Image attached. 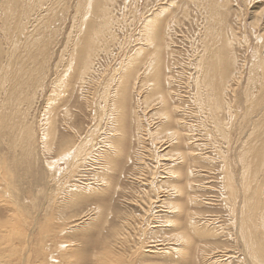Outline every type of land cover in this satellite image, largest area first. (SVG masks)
Instances as JSON below:
<instances>
[{"label":"rangeland","instance_id":"rangeland-1","mask_svg":"<svg viewBox=\"0 0 264 264\" xmlns=\"http://www.w3.org/2000/svg\"><path fill=\"white\" fill-rule=\"evenodd\" d=\"M156 1L114 0L110 6L114 37L103 41L98 51L96 50L97 53L95 52L93 70L83 74L80 67L82 65L77 62L70 71V53L74 49L73 43L79 34L83 17H90L86 14L89 5L86 10L84 8L89 0H0L2 65H6L9 57L6 54H11L10 46L15 50L16 62L30 73H39L36 70V67H40L38 62L47 61V68L40 73L41 76L45 75L40 85L36 88L32 86L25 92L29 96L28 102L21 103L19 112L12 110L14 115L10 125L5 121L0 125V244L19 253L18 248L26 243L24 252L29 253L25 255L29 259L27 264L47 261L50 264L52 256L59 262L54 264H69L66 256L63 257V252L72 257L74 264H245L242 260L246 254L245 243L241 241L239 229L237 230L238 206L243 199L239 194V183H242L239 176L243 172L240 155L241 152L244 155L247 148L251 150L255 144L258 147L261 136H264V37L263 40L258 39L264 29V0ZM215 2L219 7L217 12H211ZM167 8L168 12H163L161 17L158 34V41L163 48L160 53V92L169 103V112L176 106L180 107V113H173V117L175 120L177 117L184 118L191 132L188 128L185 133L178 130L187 138L185 144L175 148L170 144L153 142L152 138L138 145L134 137L137 126L134 111H138L140 106L136 103L137 97L133 89L134 77L135 72L142 73L140 78L145 80L149 58L151 55L155 58L158 54L151 48L145 52L146 56L139 59L131 73V79L129 78L123 111L126 112L124 135L121 137V146L117 147L119 153L115 155V144L111 143L112 138L109 137L117 135L112 131L113 125H116L114 118L119 117L117 108L113 105H117L116 89L120 77L116 72L136 59L140 50L138 47L147 48L146 22L153 14ZM213 14H216L215 17H212ZM261 14L262 24L251 27L250 23ZM94 18L90 19L92 23ZM206 18L212 21L216 18L213 21V27L216 28L213 38L222 32L227 39L232 40L233 34L236 37L232 52H235L237 58L236 72L241 75L237 74V82L232 81L230 84L233 86L230 87L232 93L229 94L233 122L229 121L226 114H221L220 120H225L227 116L226 122L229 123L225 130L222 127L224 131L218 130V124L215 125L216 121L211 119L208 123L205 122L206 126L203 125V117L207 115L197 114L195 111L198 108L190 105L189 99L196 88L195 68L201 58L200 54L203 56L205 50L201 41L205 37ZM211 59L209 57V62ZM120 75H123L121 71ZM191 77L193 80L190 81ZM152 79L155 80L149 77L147 83L137 80L140 82L138 88L145 87L139 92L138 98L142 100L141 110L149 116L148 131H155L160 124L159 117H153L158 109L156 96L153 100L154 95L147 93ZM9 86L5 85L6 90ZM0 92L1 106L6 94L3 90ZM148 95L152 96L151 99ZM146 97L154 101L151 106L153 109L143 104ZM190 107L192 110L189 115ZM198 111L200 112L199 109ZM194 113L198 118L193 116ZM29 126L31 129L27 130ZM49 126L50 132L55 136L50 133L53 139L49 142L51 145L54 143V146L52 145L53 150L51 148L46 151L44 136ZM206 127L207 132H210L208 136L205 133ZM213 128L217 130L213 131ZM28 133L31 135L26 138ZM87 138L90 139L85 147L88 156L83 153L81 157H75ZM187 150L194 151L199 160L187 159V164L183 165L181 160L178 161L181 162L180 166L178 164L179 168H176L180 173L179 183L170 177L168 179L166 173L171 168L169 166L177 162L172 154L174 151L185 153ZM66 154H70V158L65 162L61 159ZM249 154L245 153L246 159L251 157ZM208 160L210 165L206 163ZM189 166L196 171L195 178L187 177ZM171 169L173 171L175 167ZM228 176L233 177L236 181L235 189L237 188L235 190L233 187L236 193L231 200L225 194L230 192L225 188ZM189 182L193 183L195 190L187 188ZM174 187L176 190H173ZM6 190L14 193V199L11 196L3 197ZM192 201L195 202L190 203ZM174 204H178L179 209H175ZM232 207L236 213H232ZM190 220H197L201 226L199 228L214 229L218 237L204 238L201 243L191 239L188 255L182 260L179 253L175 254L173 250L180 248V244L175 243L177 237L173 238L172 235L182 233L193 238L192 229L188 225ZM169 221L174 222L175 226ZM73 224L79 225L70 230ZM177 225L181 227L178 230ZM32 229L33 238L22 242ZM262 234L263 230L258 231V240ZM43 238L44 242L41 240ZM154 241H158L157 247H152ZM39 245L45 249L44 255L37 252L41 248ZM57 245L63 246L62 252L57 249ZM29 246L33 250L27 249ZM17 257L14 256L16 261L21 259ZM15 260L11 258V261Z\"/></svg>","mask_w":264,"mask_h":264},{"label":"bare ground","instance_id":"bare-ground-1","mask_svg":"<svg viewBox=\"0 0 264 264\" xmlns=\"http://www.w3.org/2000/svg\"><path fill=\"white\" fill-rule=\"evenodd\" d=\"M14 1V0H13ZM18 0H15V2H17ZM113 1L114 0H89V2L87 4L84 5V8L85 10L87 9L86 6L89 5V8L87 9L86 11V14L89 15L90 17H83L84 21L81 22V26H80V30H79V34L77 36V38L75 39V42L73 43V46H74V49L71 51L70 53V63H71V67L69 69H71L70 71H72V66L74 67L75 63L77 62L80 63L82 66V72L83 74L90 72V70H93V59H94V56L95 54L97 53V49L100 48V46L102 45L103 41H107V39L109 38L110 40H112L114 37V35L112 34V30H113V23L112 22V17L113 16H110V6H112L113 4ZM159 1H162V0H157L156 2H159ZM220 2V1H219ZM160 3V2H159ZM219 4V3H218ZM224 5V4H223ZM227 5V4H225ZM82 7V6H81ZM219 7V5H217V3L215 2V4H213V6L211 7V12L212 11H215L217 12V8ZM222 7V6H221ZM220 9V8H219ZM164 11H161L160 13H156V14H153L152 18H150L145 26H146V36L147 37V48H140L138 47L140 50L138 51V54L136 55V59L135 60H132L130 65H126V67L123 65V69L121 70L122 67H120V69L116 72V75L119 74V79L117 80V84H118V87H117V99H116V104H113L115 105V108H117V116H118V113H119V117H116L114 119H116V125H113L114 127V130L112 132L114 133H117V135H114V137L110 135L109 138H112V144L114 143V148L115 150L113 151L115 155H117L119 153V150L117 149L118 146H121V141H122V136L124 135V121H125V114L126 112H123L124 109H125V100H126V96H127V93H128V85H129V78L131 77V73L134 71L133 69L135 68V66L138 64V61L140 58H142L144 55H145V52H147V50L149 51L151 48L152 49H155L158 54L155 55V58L153 57L154 55H151L150 58H149V63H147V67L145 68L146 69V73H145V77L144 78L145 80H143L142 78H140V76L142 75V73H137L135 72V76L134 77V93H135V96L138 98L140 97V94L139 92H141V90L143 91V88H145L144 86L140 87L139 88L137 87V85H139V81H142L144 83H147L149 82L148 78L149 77H152L154 78L155 80L152 79V84L147 93L149 92V94L151 95H154L153 97V100L155 99V96H156V99H155V102H157V105L158 106L157 108V112H154L153 113V117H159L160 119V124L158 125V128L155 130V131H152V129H150L148 131L147 129V124L149 122V119H148V115L146 112H143L141 110V105H142V100H140V98H136V103L137 105L140 104V106H138V111H134V114H135V118H136V123H137V126H135V129H136V134L134 135L135 139L137 140L138 142V145H142V142H144V140H147V139H154L153 142H160V143H165V144H170L171 146H173V148H175L176 146L178 145H182V144H185V138L187 137H184L182 136V134H180L179 131H183L185 133V129L188 128V125L187 123L184 121V118L182 117H177V119L175 120V118L173 117V113H180V107L179 106H176L173 108L172 112H169V109H167L168 107V102L166 101V98L164 95L161 94L160 92V71H161V50L163 48H161L162 46L160 45V41H158V34H159V30L161 29L160 25H161V17L162 15L164 14L163 12L166 13L167 10H169L168 8L167 9H162ZM171 11V10H170ZM168 12V11H167ZM210 12V14H211ZM221 13V12H220ZM264 14V12H262ZM152 14V13H151ZM216 15V14H215ZM215 15L213 14L212 17H215ZM223 16V12L221 14ZM259 15V14H258ZM92 17H95L94 19V22L92 23L91 22V18ZM261 18V19H260ZM216 19V18H215ZM214 19V20H215ZM213 20V21H214ZM212 19L209 20V18H206V25L204 26V30H205V27H206V32H205V37L204 39H202V46L204 47L205 50L204 51V54L202 56L201 55V58L199 59V61L197 62V65H196V68H195V74L196 75L194 77V85H195V93L193 92V95L190 96V105H194L196 106V109L198 108L200 110V112L198 111V109L195 111L197 114L198 113H201L202 116L203 115H207V116H204V121L202 118L201 121L202 124L204 125L205 122H209L211 120L213 121H216V124H218L217 126V129L221 131V129L224 130L226 129V127H228V118L227 116L229 117V121H232L231 120V117H232V113H231V105H230V101H229V94L232 93L231 91V87L230 84L232 81L234 82H237V79H235V77L237 76V74H240L241 73H237L236 70H237V58L235 56V52H232V47L233 46V40L235 39L236 41V37H235V34H233V38L232 40L231 39H227V37L224 36V33L222 32L221 35H219L218 37H214V32L216 28L213 27L214 23H213ZM216 21V20H215ZM262 14L261 16H256L255 17V21L252 22V24L250 23L251 27H254V26H259L262 24ZM220 23V22H219ZM179 24V23H178ZM264 24V22H263ZM255 28V27H254ZM258 28V27H257ZM262 30V28H261ZM219 34V33H218ZM170 35V34H169ZM263 37H264V29H263V34H261L258 39L259 41L262 39L263 40ZM29 38V37H28ZM160 40V39H159ZM240 41V40H239ZM241 43V42H239ZM142 44V43H141ZM257 44V43H256ZM111 46V45H110ZM104 47V46H103ZM142 47V46H141ZM11 50V54H6L9 55L8 59H6V65H2L3 63L1 62L0 63V91L3 90L5 91V99L4 101L2 102V105L0 106V125L2 124V122H7L8 125H10L12 123V120H13V112L12 110L14 109V111H20V108L21 107V103L23 102H28L29 100V96L25 93V92H28V88L32 87L33 88L35 87H38L37 85L39 83L42 82V80L44 79L45 75L41 76L40 73L42 74L45 70L46 67V60L44 61H39L38 64L40 65V67H36V70L39 72H35V73H30L28 72L27 70H25V68L21 67L16 61V53H15V50L13 48V46H10ZM209 48V49H208ZM207 49L209 51H207ZM213 51H212V50ZM215 49V51H214ZM7 50V49H6ZM97 50V51H96ZM8 51V52H9ZM256 51V50H255ZM96 52V53H95ZM207 52V53H206ZM210 53V54H209ZM147 54V53H146ZM43 55H44V52H43ZM258 55V54H257ZM131 56V55H130ZM129 56V57H130ZM146 56V55H145ZM128 57V58H129ZM209 57L212 58L211 62H209ZM127 58V57H126ZM45 59V57H44ZM1 60V59H0ZM128 60V59H127ZM198 60V59H197ZM141 61V60H140ZM148 62V61H147ZM262 62V61H261ZM259 63V62H258ZM145 64V63H144ZM143 64V65H144ZM261 64V63H259ZM258 64V65H259ZM79 65V64H78ZM146 65V64H145ZM257 65V67H258ZM192 66V65H191ZM254 66V65H253ZM260 66V65H259ZM263 66V64H262ZM261 66V67H262ZM260 67V68H261ZM259 68V67H258ZM263 68V67H262ZM261 68V69H262ZM68 69V70H69ZM194 69V68H193ZM243 69V67H242ZM254 69V68H253ZM256 69V68H255ZM241 69H239L240 71ZM263 70V69H262ZM120 71L122 72L123 75H120ZM139 71V70H138ZM69 73V72H68ZM72 73V72H71ZM70 73V74H71ZM67 74V73H66ZM115 74L113 75L114 76V79H115ZM65 76V75H64ZM63 76V77H64ZM134 76V75H133ZM243 76V74H242ZM68 77V75H67ZM66 77V79H67ZM113 78V77H112ZM117 78V77H116ZM69 79V77H68ZM67 79V80H68ZM98 79H99V76H98ZM131 79V78H130ZM138 79H140L139 81H137ZM142 79V80H141ZM66 80V81H67ZM111 80V79H110ZM108 80V81H110ZM133 80V79H132ZM193 80V78L191 77L190 78V81ZM171 81V80H170ZM133 82V81H132ZM57 83V82H56ZM63 83V82H61ZM60 83V84H61ZM109 83V82H108ZM183 83V82H182ZM7 84H9L10 88L6 90L5 88V85L7 86ZM111 84V83H110ZM191 84V83H190ZM237 84V83H236ZM240 84V83H239ZM40 85V84H39ZM143 85V84H142ZM146 85V84H145ZM189 85V84H188ZM109 86V85H108ZM136 86V87H135ZM191 86V85H190ZM238 86V85H237ZM231 87V88H230ZM32 88V90H33ZM132 89V88H131ZM140 89V90H139ZM31 90V89H30ZM145 90V89H144ZM106 90H105V93L106 94ZM113 94V93H112ZM0 95H1V92H0ZM115 95V94H114ZM115 95V96H116ZM149 96V95H148ZM147 96V97H148ZM145 98L144 99V105H146L147 107H151L153 102L154 101H150L148 100V98ZM152 97V96H151ZM150 97V99H151ZM173 97V96H172ZM181 97V96H180ZM179 98V97H178ZM31 99V98H30ZM171 99V98H170ZM174 99V98H173ZM180 99V98H179ZM182 99V98H181ZM184 99V98H183ZM262 99V98H261ZM112 100V99H111ZM106 101V100H105ZM113 101V100H112ZM150 101V102H149ZM181 101V100H180ZM174 102V101H173ZM115 103V101H114ZM168 103V104H167ZM259 103V102H258ZM155 104V103H154ZM105 106V105H104ZM155 106V105H154ZM155 106V107H156ZM205 106H207L205 108ZM231 106V107H230ZM189 107V106H187ZM193 108V106H191ZM189 108L190 110V113H188L189 115L191 114V110L192 108ZM140 108V109H139ZM152 108V107H151ZM159 108H160V111H159ZM195 108V107H194ZM149 109V108H148ZM153 109V108H152ZM151 110V109H150ZM195 110V109H194ZM18 111V112H19ZM104 111V109H103ZM206 111V113H205ZM10 112L12 114H10ZM150 112V111H149ZM148 112V113H149ZM233 112V110H232ZM16 113V112H14ZM182 113V112H181ZM226 114V118L225 120H220L221 118V114ZM234 113V112H233ZM260 113V112H259ZM100 114V112H99ZM105 114V113H104ZM142 114V115H141ZM185 114V112H184ZM183 114V115H184ZM200 114V115H201ZM238 114V113H237ZM178 115V114H177ZM180 115V114H179ZM196 115L195 113L193 114V116ZM199 115V116H200ZM6 116V118H4ZM8 116V118H7ZM148 116V117H147ZM197 116V115H196ZM195 118H198V116ZM225 116V115H224ZM151 118V116H150ZM224 118V117H223ZM235 118V116L233 117ZM232 118V119H233ZM211 119V120H210ZM227 120V122H226ZM103 121V120H102ZM172 121V122H171ZM196 122V121H195ZM233 122V121H232ZM14 123V121H13ZM173 123V124H172ZM198 123H199V120H198ZM211 123V122H210ZM213 123V122H212ZM215 123V122H214ZM213 123V124H214ZM55 124V123H54ZM53 124V125H54ZM194 124V123H193ZM18 125H20L18 123ZM52 125V126H53ZM190 125V124H189ZM192 125V124H191ZM224 125V126H222ZM5 126V125H4ZM116 126V127H115ZM178 126V127H177ZM206 126V124H205ZM212 127H214V125H211ZM8 127V126H7ZM12 127V126H11ZM21 127V126H20ZM200 127V126H199ZM202 125H201V129H202ZM216 127V126H215ZM223 127V128H222ZM231 127V126H230ZM18 130H19V127H17ZM53 128V127H52ZM178 128V129H177ZM198 128V127H197ZM14 129V128H13ZM16 129V128H15ZM31 129L30 126L27 130ZM97 129V128H96ZM189 129V128H188ZM205 129V128H204ZM214 129V128H213ZM217 129H214L213 131L217 130ZM8 130V129H7ZM12 130V129H11ZM17 130V129H16ZM23 130V129H21ZM26 130V132H28ZM51 126L48 127V130H47V133H46V136H44V139H45V148H46V151L47 150H51L52 148V145L54 144H50L49 140H51V138L54 136L51 132ZM179 130V131H178ZM191 132V128L189 129ZM194 130V129H193ZM198 130V129H196ZM203 130V129H202ZM208 130V127H206L205 129V133L207 134L208 136V133L210 134V132H207ZM223 130V131H224ZM228 130V129H227ZM211 131V130H210ZM19 132V131H18ZM17 132V133H18ZM32 132V131H31ZM30 132V133H31ZM55 132V131H54ZM197 132L198 134V131H195V133ZM212 132V131H211ZM8 133V132H7ZM30 133H28L26 136V138H28V135H31ZM53 135H51V134ZM188 133V132H187ZM204 133V132H203ZM204 133V135H205ZM215 133V132H214ZM212 133V134H214ZM221 133V132H220ZM15 134V133H14ZM21 134V133H20ZM217 134V133H216ZM224 134V132H223ZM226 134V133H225ZM253 134V133H252ZM17 135V134H16ZM25 135V134H24ZM184 135V134H183ZM218 135V134H217ZM198 136V135H196ZM211 136V135H210ZM220 136V134L218 135ZM222 136V135H221ZM226 136V135H225ZM248 136L250 137V135L248 134ZM24 136H22L23 138ZM31 137V136H30ZM55 137V136H54ZM205 137V136H203ZM223 137V136H222ZM35 138V137H34ZM33 138V139H34ZM194 138V137H192ZM207 138V137H206ZM211 138V137H210ZM247 138V137H245ZM251 138V137H250ZM12 139V138H11ZM25 139V138H24ZM53 139V138H52ZM199 139V138H198ZM221 139H224V138H221ZM220 139V140H221ZM15 140V138H14ZM21 140V139H20ZM55 140V139H54ZM53 140V142H55ZM86 140V139H85ZM192 140V139H191ZM210 140V139H209ZM208 140V141H209ZM216 140V139H215ZM226 140V139H225ZM246 140V139H245ZM25 141V140H24ZM90 139L88 140L87 138V141L84 142V144L80 147V149L77 150L78 154L77 156L75 157H81L80 155H82L83 153L86 152L87 149H85V147L88 145ZM190 141V140H188ZM248 141V139H247ZM253 141V140H252ZM212 142V141H211ZM230 142V141H229ZM237 142V141H236ZM52 143V142H51ZM193 143V142H192ZM191 143V144H192ZM206 143V142H205ZM254 143V142H253ZM261 144L259 145V143L257 144L258 147H256L254 144L253 148L251 150H249L247 147L250 148V146H247V153L249 152L251 154V157L246 159V155H245V151H244V155H242V152H241V155H240V161L241 165H243L241 168L243 169V172L240 174L241 176V180H242V183L240 185V190H239V194L241 195V197L243 199H241V202H240V210L238 211L239 212V228L237 227V230L239 231V234L241 235V241L245 243V251H246V254H244V257H243V262L245 261V264H264V234H262V236L259 237V240H258V231L260 232L261 230H263L264 232V136H261ZM82 144V143H81ZM187 144V143H186ZM197 145V143H195ZM249 144V143H248ZM199 145V144H198ZM251 145V144H250ZM54 146V145H53ZM160 146V145H159ZM204 146V145H203ZM209 146V145H207ZM245 146V145H244ZM93 147V146H92ZM180 147V146H179ZM189 147V146H188ZM195 147V146H194ZM193 147V148H194ZM224 147V146H223ZM166 148V147H165ZM222 148V147H221ZM187 149V148H186ZM200 149V148H199ZM53 150V148H52ZM201 150V149H200ZM221 150V149H220ZM228 150V149H227ZM202 151V150H201ZM223 151V150H222ZM31 152V150H30ZM175 153L172 154V156L176 159L177 162L173 165H170L169 167L173 168L175 167V170L171 171L172 169L171 168H167V178L170 177L173 181L175 182H178V176H180V173L179 171L177 170L179 168V166L181 165V162H182V165L183 164H187V159H189V161H192V160H199V159H196V155L195 156V153L194 151L191 152V151H188L183 153L182 151L177 153L176 151H174ZM227 152V151H226ZM229 152V150H228ZM87 153V152H86ZM85 153V154H86ZM91 153V152H88V154ZM72 154V153H70ZM70 154H66L63 156V158L61 159L62 161L70 158ZM198 154V153H197ZM249 154V155H250ZM87 155V154H86ZM223 155V153H222ZM88 156V155H87ZM144 156V155H143ZM177 156V157H176ZM201 156V155H200ZM78 157V158H79ZM118 157V156H117ZM110 158V157H109ZM201 158V157H200ZM84 159L86 160V157H84ZM112 159V157H111ZM203 159V158H202ZM206 159V158H205ZM79 160V159H78ZM178 163V161H180ZM226 160V159H225ZM224 160V161H225ZM234 160V158H233ZM77 161V159H76ZM81 161V160H80ZM79 161V162H80ZM194 161V162H195ZM207 161V160H206ZM209 161L206 162L209 164ZM64 162V163H65ZM74 162V161H73ZM71 162V163H73ZM84 162V161H83ZM204 162V161H203ZM227 162V161H226ZM225 162V163H226ZM74 164V163H73ZM179 164V166H178ZM240 164V163H239ZM82 165V164H81ZM190 165V164H189ZM210 165V164H209ZM225 165V164H224ZM240 165V166H241ZM178 166V167H177ZM182 167V166H181ZM195 167V166H193ZM228 167V166H227ZM232 167V166H231ZM177 168V169H176ZM171 169V170H170ZM226 169V168H225ZM182 170V169H181ZM67 171V170H66ZM177 171V172H175ZM226 171V170H225ZM182 172V171H181ZM187 177L189 176L190 179L191 178H195L196 175L194 174L196 171H194V168L192 167H187ZM228 172V171H227ZM198 173V172H197ZM68 174V173H67ZM231 174V173H230ZM155 175V174H154ZM182 175V174H181ZM228 175V174H227ZM1 176V175H0ZM54 176V175H53ZM182 177V176H181ZM180 177V179H181ZM229 177V181L227 185V187L225 186V188H228L229 189V193L230 195H228V191L227 193V197L231 200L233 197L232 195L235 192V187H236V181L234 179H232L233 177L232 176H228ZM168 178V179H170ZM226 179V180H227ZM240 180V181H241ZM190 181V180H188ZM6 182V181H5ZM170 182V180H169ZM226 182V183H227ZM82 183V182H81ZM238 184V183H237ZM223 185V184H222ZM238 185V186H239ZM194 185L193 183H190L189 182V185H188V189H193ZM223 187V186H222ZM234 187V189H233ZM102 191V189H99ZM173 190H176V188L174 187ZM195 190V189H193ZM224 191V190H223ZM4 192H2L3 194ZM1 194V193H0ZM75 194V193H74ZM77 195V194H75ZM235 195V194H234ZM4 196H11L13 199H14V193L12 191H8L6 190L3 197ZM83 196V195H82ZM85 196V195H84ZM172 196V195H171ZM170 196V197H171ZM77 197V196H76ZM149 197V195H148ZM232 197V198H231ZM236 197V196H235ZM5 198V197H4ZM3 198V200H5ZM152 198V196H151ZM226 198V197H225ZM80 199V198H79ZM229 199H225V200H228ZM11 200V199H10ZM72 200V199H71ZM74 200V199H73ZM2 201V200H1ZM75 202H77V200H74ZM147 201V200H146ZM237 201V200H236ZM49 202V201H48ZM74 202V203H75ZM153 202V201H152ZM195 201H192L190 203H194ZM10 203V202H9ZM16 203V201H15ZM228 203V202H227ZM238 203H239V200H238ZM12 204V203H10ZM22 204V203H21ZM73 204V203H72ZM2 205V204H1ZM9 205V204H8ZM49 205V204H48ZM70 205V204H68ZM172 205V204H171ZM238 205V204H237ZM228 206V205H227ZM171 207V206H170ZM169 207V208H170ZM174 207L175 209H179V205L178 204H174ZM7 208V207H6ZM14 209V206L12 207ZM1 209V208H0ZM173 209V208H171ZM10 210V209H8ZM16 210V209H15ZM18 210V209H17ZM232 213L233 211L235 212V209L232 207ZM67 211V210H66ZM229 211V210H228ZM19 212V211H18ZM17 212V213H18ZM90 213V212H89ZM99 213V211L97 212ZM236 213V212H235ZM91 214V213H90ZM88 215V214H87ZM233 216V215H232ZM103 217V215L101 216V218ZM236 217H237V214H236ZM96 218V217H95ZM108 218V217H106ZM87 219V218H86ZM85 219V220H86ZM80 220V219H79ZM82 220V219H81ZM80 220V221H81ZM85 220H82V221H85ZM89 220V219H88ZM103 220V218H102ZM102 220H99V221H102ZM109 220V219H107ZM95 221V220H94ZM235 221V220H233ZM92 222V221H91ZM104 222V221H103ZM107 222V221H106ZM170 222V221H169ZM79 223V222H77ZM82 223V222H81ZM79 223V224H81ZM102 223V222H101ZM100 223V224H101ZM171 224H173V226H175V223L174 222H170ZM169 223V225H170ZM79 224H73V226L71 227L70 230L72 229H75ZM89 224V223H87ZM86 224V225H87ZM104 224V223H103ZM106 224V223H105ZM104 224V225H105ZM210 224H212L210 222ZM98 225V224H97ZM190 229H192V232H193V238L189 237V239H187L186 236H184L182 233H176V234H173V238L177 237L176 240H175V243L177 242L178 244H180V248H175L173 250H175V254H178L180 255L181 259L182 260H185V256L188 255V252H189V248L188 246L191 245V239L192 240H197L199 241L200 243L204 240V238H208V237H212V238H215V236L218 237V234L217 232L213 230H210L209 227H203V228H199L201 226L198 225L197 223V220H190L189 223H188ZM235 225V224H234ZM14 226V225H13ZM70 226V225H69ZM68 226V227H69ZM87 226H93V224L91 225H87ZM178 226V225H177ZM212 226V225H211ZM170 227V226H169ZM235 227V228H236ZM89 228V227H87ZM181 228L178 226L177 230ZM16 229V228H15ZM68 229V228H67ZM79 229V228H77ZM78 231V230H77ZM74 232V231H72ZM170 232V231H169ZM33 229L30 231L29 235L27 234V236L24 237V239L22 240V242H26V241H29V239H31V237L33 238ZM61 233H67V231H61ZM77 233V232H76ZM236 233V232H235ZM238 234V232H237ZM32 235V236H31ZM237 237V235H236ZM169 237H167L168 239ZM195 238V239H194ZM44 239H41L43 242H44ZM156 239V238H155ZM170 239V238H169ZM172 239V238H171ZM40 240V241H41ZM157 240V239H156ZM160 240V239H159ZM239 240V239H238ZM41 241V242H42ZM165 241H168V240H165ZM237 242V238L235 240ZM20 242V241H19ZM156 242L158 241H154L152 245V247H157L158 243L156 244ZM160 242V241H159ZM198 242V243H199ZM239 242V241H238ZM5 243V242H4ZM174 243V244H175ZM26 245V243H23ZM29 244V243H28ZM45 244V243H44ZM161 244V243H160ZM159 244V245H160ZM194 245V243H192ZM3 245V244H2ZM24 245V246H25ZM30 245V244H29ZM38 245V244H37ZM176 245V244H175ZM238 245V244H237ZM22 246L21 248H18V251L19 253L15 251H11L9 250L8 247L6 246H1L0 244V264H27L28 263V257L27 254L29 253H25L24 252V249L25 247H27V245L24 247ZM36 246V245H35ZM44 246H47L46 244ZM196 246V244H195ZM200 246V245H198ZM30 247V246H29ZM39 247H41L39 245ZM38 248V247H37ZM47 248V247H46ZM173 248V247H172ZM192 248L190 249V251H192ZM207 248V247H206ZM21 249V251H20ZM27 249H32L31 247L30 248H27ZM39 249V248H38ZM37 249V250H38ZM57 249H59L61 252L63 251V246L62 245H57ZM238 249V248H237ZM33 250V249H32ZM45 250V249H44ZM43 250V247H41L37 252L39 253L42 252V255L45 254V251ZM27 251V250H26ZM36 251V250H35ZM33 251V252H35ZM44 251V253H43ZM244 251V252H245ZM28 252V251H27ZM30 252V251H29ZM36 252V253H37ZM155 252V251H154ZM169 252V251H168ZM35 253V254H36ZM168 254V253H167ZM26 255V256H25ZM14 256H18L19 259L18 261H16L14 259ZM66 256V260H67V263H72L74 264V262H72V257H68V254H65L63 252V257ZM70 256V255H69ZM175 256V255H174ZM17 257V258H18ZM32 257V256H31ZM30 257V259H31ZM37 257V256H36ZM40 257V256H39ZM42 257V256H41ZM47 257V256H46ZM46 257H45V260H46ZM80 257V256H79ZM11 258L14 261H11ZM213 258V257H211ZM28 259V260H27ZM44 259V258H43ZM218 260V259H217ZM31 261V260H30ZM35 261V260H34ZM76 261V260H75ZM46 262V261H44ZM58 260L56 261L55 260V257L52 256L51 257V260H50V264H54V263H57ZM224 262V261H223ZM30 263V262H29ZM36 263V262H35ZM59 263V262H58ZM39 264V262H38ZM41 264H48V261L47 263H41ZM78 264H83V263H78Z\"/></svg>","mask_w":264,"mask_h":264}]
</instances>
